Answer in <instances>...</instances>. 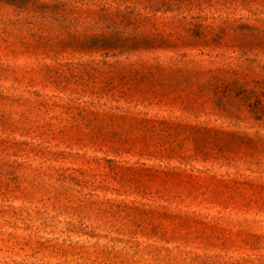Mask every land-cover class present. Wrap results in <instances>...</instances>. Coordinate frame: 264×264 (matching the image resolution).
<instances>
[{"label":"rangeland","instance_id":"rangeland-1","mask_svg":"<svg viewBox=\"0 0 264 264\" xmlns=\"http://www.w3.org/2000/svg\"><path fill=\"white\" fill-rule=\"evenodd\" d=\"M0 264H264V0H0Z\"/></svg>","mask_w":264,"mask_h":264}]
</instances>
